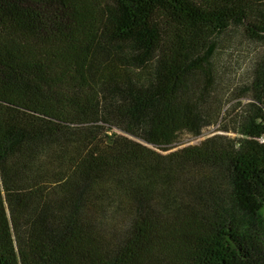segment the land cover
Returning a JSON list of instances; mask_svg holds the SVG:
<instances>
[{
	"label": "trees",
	"instance_id": "trees-1",
	"mask_svg": "<svg viewBox=\"0 0 264 264\" xmlns=\"http://www.w3.org/2000/svg\"><path fill=\"white\" fill-rule=\"evenodd\" d=\"M262 139L264 0H0V264H264Z\"/></svg>",
	"mask_w": 264,
	"mask_h": 264
},
{
	"label": "rangeland",
	"instance_id": "rangeland-1",
	"mask_svg": "<svg viewBox=\"0 0 264 264\" xmlns=\"http://www.w3.org/2000/svg\"><path fill=\"white\" fill-rule=\"evenodd\" d=\"M113 133L114 132H108L104 135L103 140L105 143H110L113 139ZM207 134V133H205ZM188 137H183V141L186 143H196L197 141H190ZM253 209V222L252 227H254L258 231H262L261 233H264V207H252Z\"/></svg>",
	"mask_w": 264,
	"mask_h": 264
},
{
	"label": "built area",
	"instance_id": "built-area-1",
	"mask_svg": "<svg viewBox=\"0 0 264 264\" xmlns=\"http://www.w3.org/2000/svg\"><path fill=\"white\" fill-rule=\"evenodd\" d=\"M262 142H264V139H262Z\"/></svg>",
	"mask_w": 264,
	"mask_h": 264
}]
</instances>
